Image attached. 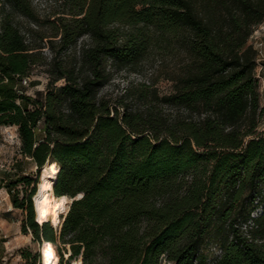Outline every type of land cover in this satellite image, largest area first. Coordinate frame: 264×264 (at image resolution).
<instances>
[{"label": "trees", "instance_id": "16d2710c", "mask_svg": "<svg viewBox=\"0 0 264 264\" xmlns=\"http://www.w3.org/2000/svg\"><path fill=\"white\" fill-rule=\"evenodd\" d=\"M56 1L42 19L32 0H0V128L17 129L38 174L57 163L54 193L72 200L59 226L39 224L37 180H12L22 233L54 244L60 264H209L210 245L221 251L214 264H264V108L250 43L264 0ZM174 44L190 63L172 93L142 85L117 102L102 95L108 61L135 66ZM40 66L44 98L21 89ZM21 254L43 264L40 251Z\"/></svg>", "mask_w": 264, "mask_h": 264}, {"label": "rangeland", "instance_id": "374dc122", "mask_svg": "<svg viewBox=\"0 0 264 264\" xmlns=\"http://www.w3.org/2000/svg\"><path fill=\"white\" fill-rule=\"evenodd\" d=\"M32 1L36 12L42 19L53 15L59 10V3H57L56 0ZM17 21L20 22L25 30L29 27L36 28L34 24L24 17L17 16ZM41 30L42 32L50 33L49 25H47V23H44V27ZM88 42L89 38L85 37L77 46L72 47L66 53L67 56H71V61H73L75 55L80 52L83 44ZM250 43L254 45L258 52V67L256 72L260 81L261 106L264 108V23L256 28L250 39ZM43 54L49 59H52L54 56L53 52L48 47L44 49ZM189 63L190 57L188 53L178 44H174L169 48H165L164 46L152 49L149 55L135 66L119 65L110 60L107 63L109 80L101 93L113 102H117L118 100H122L128 94V90L132 88L137 89L142 85H147L156 89L161 97L169 95L173 91V78L180 72H184V69ZM48 70L49 67L47 66L35 68L33 70V75L23 81L21 89L33 97L44 98L49 83V77L45 73L48 72ZM125 101L131 106H137L138 104L136 99L131 96H127ZM157 106L158 109L168 117H173L177 113V111L169 105L159 103ZM259 132L264 134V114L260 122ZM20 148L21 142L17 134V129L0 128V264H26V260L23 258L21 250L28 249L34 253L38 247V243L34 241L19 248H16L17 245L11 243L16 237V234H14V228L18 223L22 226L26 214L21 210L14 208L12 202L13 196L8 189V184L20 176L30 175L37 180L36 188L38 193L42 176L46 168H43L40 174H38L34 162L29 158H25L21 154ZM36 195L33 197V204L37 216L35 207ZM71 202L72 200L69 199V203ZM66 208V210H68L69 204ZM64 213L65 212L61 213L57 226L61 224ZM257 213L258 212L256 211L255 214ZM51 224L53 225V222H51ZM42 245L43 244L39 247L41 248ZM204 254L207 257L208 263L214 264L215 260L220 256L221 251L216 246L210 245L204 249ZM79 261L82 260H74L71 264H81Z\"/></svg>", "mask_w": 264, "mask_h": 264}, {"label": "bare ground", "instance_id": "6f19581e", "mask_svg": "<svg viewBox=\"0 0 264 264\" xmlns=\"http://www.w3.org/2000/svg\"><path fill=\"white\" fill-rule=\"evenodd\" d=\"M59 169L57 163H49L44 170L39 191L35 197L36 218L39 224L53 222V225L57 226L61 213L67 212L69 198L67 196L57 197L54 193ZM42 261L44 264H60L54 244L48 242L44 244ZM79 262L83 264L82 261Z\"/></svg>", "mask_w": 264, "mask_h": 264}, {"label": "crops", "instance_id": "0c3cea01", "mask_svg": "<svg viewBox=\"0 0 264 264\" xmlns=\"http://www.w3.org/2000/svg\"><path fill=\"white\" fill-rule=\"evenodd\" d=\"M22 226L18 223L16 227L14 228V234H16L15 239L11 241V243L17 245L16 248H19L23 245H27L29 243H32L33 241V235H23L21 232ZM40 245H38L36 252L40 251Z\"/></svg>", "mask_w": 264, "mask_h": 264}, {"label": "built area", "instance_id": "2783aa9c", "mask_svg": "<svg viewBox=\"0 0 264 264\" xmlns=\"http://www.w3.org/2000/svg\"><path fill=\"white\" fill-rule=\"evenodd\" d=\"M44 244H45V243H44ZM44 244H43L42 247L40 248V249H41V252H42V248H43ZM40 254H41V258H42V253H40Z\"/></svg>", "mask_w": 264, "mask_h": 264}, {"label": "water", "instance_id": "95a60500", "mask_svg": "<svg viewBox=\"0 0 264 264\" xmlns=\"http://www.w3.org/2000/svg\"><path fill=\"white\" fill-rule=\"evenodd\" d=\"M40 253H42V252H41V249H40Z\"/></svg>", "mask_w": 264, "mask_h": 264}]
</instances>
